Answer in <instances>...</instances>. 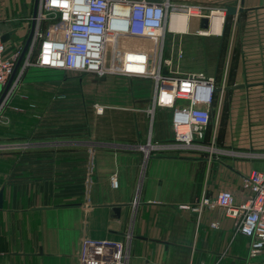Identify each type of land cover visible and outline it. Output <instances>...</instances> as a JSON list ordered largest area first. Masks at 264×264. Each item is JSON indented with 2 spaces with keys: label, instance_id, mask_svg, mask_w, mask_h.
<instances>
[{
  "label": "crops",
  "instance_id": "obj_1",
  "mask_svg": "<svg viewBox=\"0 0 264 264\" xmlns=\"http://www.w3.org/2000/svg\"><path fill=\"white\" fill-rule=\"evenodd\" d=\"M171 2L203 7L207 15L226 10L217 34L199 35L197 17L183 34L186 61L193 49L202 48L203 70L218 83L206 141L215 135V146L234 155L153 152L146 157L132 148L173 137L172 110L150 114L154 90L143 78L109 75L102 82L129 83L138 95L132 104L126 103L127 94L113 90L106 93L116 102L96 103L88 87L83 101L89 98L93 106L56 107L46 103L57 94L47 84L61 90V81L38 77L45 105L33 104L23 90L0 120V264H80L84 239L125 240L129 234L134 236L130 264H264V250L250 258L249 239L235 235L234 221L220 209L200 214L190 208L223 190L242 200V177L264 173V0ZM35 3L0 0V33L9 53L24 48ZM228 7L237 13L227 15ZM210 37L221 43V54L205 48ZM177 51L165 55L178 62ZM230 86L234 89H225ZM78 88L73 95L82 93ZM97 106L104 108L102 114Z\"/></svg>",
  "mask_w": 264,
  "mask_h": 264
},
{
  "label": "built area",
  "instance_id": "obj_2",
  "mask_svg": "<svg viewBox=\"0 0 264 264\" xmlns=\"http://www.w3.org/2000/svg\"><path fill=\"white\" fill-rule=\"evenodd\" d=\"M225 12L217 10L207 15L203 7H180L171 0H39L34 33L18 68L23 49L9 53L0 33V120L27 71L33 67L99 77L144 78L154 83L150 114L154 115L157 108L172 110L173 137L168 142L149 141L132 148L144 152L146 157L153 152L234 155L215 146V135L210 142L206 141L213 119L217 79L203 72L186 75L169 72L174 62L165 55L167 31L180 34L176 31L178 27L171 30L173 16H186L188 21L191 17H208L212 21L213 15L223 20ZM208 32L198 33L204 36ZM109 37L119 47L108 59ZM130 39L146 40L155 46L152 50L133 47L131 43L128 48L122 47L121 43ZM13 75L11 88L3 96ZM96 108L99 114L104 112V108ZM112 182L116 187L117 181ZM242 189L245 194L242 200L223 190L214 198L202 197L190 208L200 214L206 208L220 209L234 221L235 235L249 239V257L256 258L264 250V173L253 171L244 175ZM212 227L217 228V224ZM133 239L132 234L125 240L84 239L80 264H130Z\"/></svg>",
  "mask_w": 264,
  "mask_h": 264
},
{
  "label": "rangeland",
  "instance_id": "obj_3",
  "mask_svg": "<svg viewBox=\"0 0 264 264\" xmlns=\"http://www.w3.org/2000/svg\"><path fill=\"white\" fill-rule=\"evenodd\" d=\"M185 34L180 33V34H170V32L167 31L166 36H165V53L169 54L170 56L172 55V50L173 48L177 51V59L178 62H174V65L172 66V68L169 70V72H173L179 75H186L189 73H197V72H203L206 73L207 75H209L206 70L204 69V55L202 53V48L199 50L198 48L193 49V58L190 57V61L188 62L186 61V56H185V39H184ZM202 36V35H201ZM177 38L176 43H173V39ZM179 38V39H178ZM183 38V39H181ZM198 37H196L195 39H197ZM202 38H199L197 41H201ZM130 43L132 44H138L142 47L145 48H150L153 49V47L155 46V44L153 45L152 42L146 41V40H137V39H130V41H125L122 42L121 45L122 47H128V45H130ZM205 48L210 52V54L212 55H219L221 54L223 51L220 50L221 48V43L219 42L218 39L215 38H206L205 40ZM108 54L107 57L108 59L111 58L110 54L115 53L117 51V48L119 47V45L117 44L116 40L114 38H111L108 40ZM221 51V52H220ZM182 53V57H180V54ZM206 53V52H205ZM192 54V53H191ZM209 54V53H208ZM207 55V54H206ZM215 65L212 64V68H214ZM214 71V70H213ZM64 72V73H63ZM30 74L29 76L31 77L33 74V78L29 79L30 77H28L27 75ZM38 77H45L47 78V81H50L51 79L55 78L58 79V81H61L60 85H61V90L59 89H55L52 86H50L49 84H47V87L49 89H52L53 91H57V94L55 95L54 98V102H52L51 100H47L46 103L47 104H55L53 106H62V105H67V104H72V105H77V104H84L87 106H93L92 103H89V98H87V101H83V99L85 98L83 96L84 94V90L87 91L86 89H88V87L93 90L96 93V103H108L111 101L116 102L113 97H109V95H107V91L113 90L115 93H123V94H127L128 98L126 103H135L138 101V95L136 93H134V89L132 87H130L129 83H124L118 80H122V78H117L116 82H114V84H107V83H102L103 81L106 80L107 76L105 77H99L97 75L94 74H80V73H73V72H66V71H61L59 72L58 70H50V69H42L39 67H33L30 68L24 79L22 80L20 86L18 87V89L15 91V93L13 94L10 102L12 101L13 97L18 93H22V91L24 90L25 93H29L31 95L32 98H29V100L32 101L33 104H36L38 106L44 104L45 105V100L47 99V97L43 96L41 93H43V87H41L39 85L40 82H38ZM125 80H131V78H123ZM141 80V79H139ZM143 80H147V85H150L152 87V92L154 90V83L149 80V79H144ZM45 81V80H42ZM107 81V80H106ZM118 81V82H117ZM81 83V94L80 92H78V94H74L73 95V89H77L78 88V84ZM87 85V87H86ZM44 86V85H43ZM114 86V88H113ZM72 87V89L70 88ZM77 87V88H76ZM85 87V88H84ZM46 88V87H44ZM78 88V89H79ZM22 89V90H20ZM68 89V90H66ZM66 91V96L63 95L62 93H65ZM92 91V92H93ZM61 92V93H59ZM59 93V94H58ZM33 95V96H32ZM147 96H149V87H148V91H147ZM84 97V98H83ZM82 99V101H81ZM9 102V103H10ZM38 109V108H37ZM39 110V109H38ZM58 111H60L61 109H57ZM61 114V113H58ZM52 115H54V117H58L61 118V116H56V113H52ZM178 218L179 219H184L180 217V214H178ZM184 224L185 227V221H181ZM179 227H181L182 225L180 224V222L178 223ZM182 231H184L182 229ZM180 242H187V241H180Z\"/></svg>",
  "mask_w": 264,
  "mask_h": 264
},
{
  "label": "water",
  "instance_id": "obj_4",
  "mask_svg": "<svg viewBox=\"0 0 264 264\" xmlns=\"http://www.w3.org/2000/svg\"><path fill=\"white\" fill-rule=\"evenodd\" d=\"M38 7H39V0H36V3H35V10H34V15H33V25H32V29H31V33H30V35H29V37H28V39H27V41H26V44H25V46H24V48H23L22 55H21V57H20V59H19V61H18V64H17V68L19 67V65H20V63H21V61H22V59H23V57H24V54H25V52H26V50H27V48H28V46H29V43H30V41H31V38H32V36H33L34 29H35V24H36V23H35V18H36V16H37ZM236 13H237V9H236L235 7H228V9H227V15H235ZM215 16H217V15H213V18H214ZM211 22H212L211 19H209L208 17L201 18V25H200V27H201V31H202V32H208V30H209V28H210V25H211ZM4 40H5V39H4ZM16 71H17V69H16ZM16 71H15V72H16ZM14 75H15V74H14ZM14 75L11 77V79H10V81H9V83H8V85H7V87L5 88V91H4L3 96H4V95L9 91V89L11 88V85H12V82H13ZM0 89H1V87H0ZM225 89H234V87H233V86L225 87ZM3 196H4L3 191H0V209H2V207H3ZM158 201H159V190H158V193H157V196H156V199H155V202H158ZM115 212H116L117 214H119L120 209L116 208Z\"/></svg>",
  "mask_w": 264,
  "mask_h": 264
},
{
  "label": "bare ground",
  "instance_id": "obj_5",
  "mask_svg": "<svg viewBox=\"0 0 264 264\" xmlns=\"http://www.w3.org/2000/svg\"><path fill=\"white\" fill-rule=\"evenodd\" d=\"M219 18L221 17L215 16L213 18L211 23V31L208 32L209 35L210 33L217 34L220 31L223 20L221 21L222 18L221 19ZM187 26H188V18L186 16H173L170 21L171 30L175 31L176 28L178 27V30H176L178 33H185V31H187ZM204 35H208V34H204Z\"/></svg>",
  "mask_w": 264,
  "mask_h": 264
}]
</instances>
